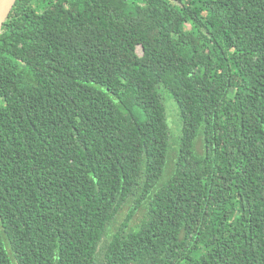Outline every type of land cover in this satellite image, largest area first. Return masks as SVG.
Returning <instances> with one entry per match:
<instances>
[{
    "label": "trees",
    "instance_id": "trees-1",
    "mask_svg": "<svg viewBox=\"0 0 264 264\" xmlns=\"http://www.w3.org/2000/svg\"><path fill=\"white\" fill-rule=\"evenodd\" d=\"M0 264H264V0H17Z\"/></svg>",
    "mask_w": 264,
    "mask_h": 264
},
{
    "label": "rangeland",
    "instance_id": "rangeland-1",
    "mask_svg": "<svg viewBox=\"0 0 264 264\" xmlns=\"http://www.w3.org/2000/svg\"><path fill=\"white\" fill-rule=\"evenodd\" d=\"M161 92L163 94V99L166 104L168 120L172 128L171 137H172V140H174V138H176L178 134L180 135L181 133V121L179 122V126L172 125V122L177 123L178 121L177 112L179 111V109L177 106V102L175 101V99L171 96V94L168 91H166L165 89H162ZM174 111L176 112L175 116H174ZM128 210H129V207L125 206L122 212L119 214L118 218L116 219V225H120L124 221L128 213ZM142 217H143V212L139 211L138 214L135 216V220L133 221V223H137L139 219Z\"/></svg>",
    "mask_w": 264,
    "mask_h": 264
},
{
    "label": "water",
    "instance_id": "water-1",
    "mask_svg": "<svg viewBox=\"0 0 264 264\" xmlns=\"http://www.w3.org/2000/svg\"><path fill=\"white\" fill-rule=\"evenodd\" d=\"M17 0H0V34Z\"/></svg>",
    "mask_w": 264,
    "mask_h": 264
}]
</instances>
